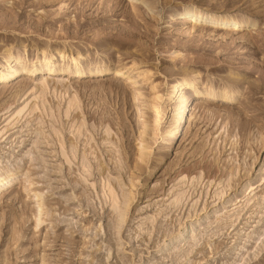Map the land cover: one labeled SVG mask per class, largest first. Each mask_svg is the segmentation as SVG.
Masks as SVG:
<instances>
[{"label":"rangeland","instance_id":"374dc122","mask_svg":"<svg viewBox=\"0 0 264 264\" xmlns=\"http://www.w3.org/2000/svg\"><path fill=\"white\" fill-rule=\"evenodd\" d=\"M186 9L246 26L189 32ZM9 53L72 68L0 86V264H264V0H0Z\"/></svg>","mask_w":264,"mask_h":264},{"label":"bare ground","instance_id":"6f19581e","mask_svg":"<svg viewBox=\"0 0 264 264\" xmlns=\"http://www.w3.org/2000/svg\"><path fill=\"white\" fill-rule=\"evenodd\" d=\"M130 1H134V0H130ZM174 18L180 19L182 21V23L184 24V26L188 27V28L187 27L186 28H187V31H189V32H192V30L196 28V26L189 25L188 24L189 21H197L199 23L209 25V26L213 25L214 30H216V31H222L223 29H225L228 32H231V31L232 32L233 31L234 32H240L246 26L245 22L242 20H238L235 18L230 19V18L220 17V16H216L213 14H204L202 12H199L197 10H192V9H189V10L186 9L183 12L171 14L170 21ZM170 21H168V22H170ZM52 56L53 55H51V57L45 56L44 60L39 62V65L36 64V65H32V66H24V65L22 66V57L19 55L14 56L13 54L9 53L4 58V60L2 62H0V86H2V84H6L8 81H10L11 79H13L19 75H22L21 78H23V77H27V76H29V77L37 76V75H41L44 73H47L48 75H51V74H57L58 75V74H65L66 71L71 72L72 66L71 67L70 66H67V67L61 66L60 67V65L57 66L54 63H52ZM65 57H66V55H63V57H62V59H64V61H65ZM79 64H80V56L73 57L71 59V65H73L75 68V70H73V74L76 75L77 77H80V78L86 77L87 72H85L83 69H81ZM119 67L120 66H118L116 68L110 67V66H105V67H102L100 69L98 68L99 70H97L95 73H97V75H100V77L107 76L109 73L118 74L124 69V68L119 69ZM131 68L132 67H130L129 69H131ZM133 70L134 69H132V71ZM21 78H20V80H21ZM41 81L44 82V80H41ZM171 87H172V91H170V94L168 96L169 97L168 103H170V102L176 103L177 102L178 105L175 108V115H176L175 121H174V123L172 122L171 126H170L172 128L171 132L169 134L170 143H169V146L166 148V151L168 153L171 152L172 144L174 143V140L176 139L177 135L179 134V138H180L182 135V132L186 128V126L188 124V118H189L188 113L194 104V102H192L191 107L189 108L188 106L191 103L192 97L186 98L185 94H183V91L191 90V87L194 89V86H192V84L190 82H188L187 80H184L181 82L176 81L175 83L172 84ZM236 95L237 94L233 93L231 95H228L227 97H224L223 100L226 102L233 103ZM21 110H23V109H21ZM144 145L142 142V145H141L142 147H140L138 149L140 156H144V152L146 151V147ZM147 152H148V150H147ZM168 153L163 155L162 158L160 159V161L158 162L157 166H155V168H156L155 172H157V171L160 172L162 170V166L164 164H167V162H166L167 157L166 156ZM11 186H12V182H11L10 177L3 178L2 176H0V192L5 190V189H8V188L10 189ZM33 220H34L33 223L35 224V228L36 229L39 228L42 224L39 211L36 212ZM188 233H189V228L186 227L181 232L179 238H185L188 235Z\"/></svg>","mask_w":264,"mask_h":264}]
</instances>
